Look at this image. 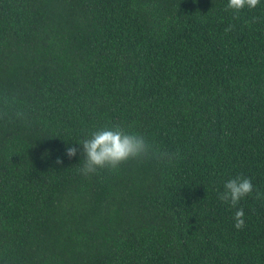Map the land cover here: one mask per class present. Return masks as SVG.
I'll return each mask as SVG.
<instances>
[{"label":"trees","instance_id":"trees-1","mask_svg":"<svg viewBox=\"0 0 264 264\" xmlns=\"http://www.w3.org/2000/svg\"><path fill=\"white\" fill-rule=\"evenodd\" d=\"M227 5L0 0V264H264V3ZM104 127L149 151L84 176Z\"/></svg>","mask_w":264,"mask_h":264},{"label":"clouds","instance_id":"clouds-1","mask_svg":"<svg viewBox=\"0 0 264 264\" xmlns=\"http://www.w3.org/2000/svg\"><path fill=\"white\" fill-rule=\"evenodd\" d=\"M264 0H228V8L240 12L245 7L255 8ZM82 149L83 160L80 172L84 176L95 174L105 167L117 168L125 161L139 158L149 151L146 139L138 134L128 133L120 128L104 127L91 132L90 137L81 143H76ZM76 146L66 147L65 154L69 158L76 157ZM223 191L218 193L220 200L235 207L243 198L253 193L254 185L247 177L229 178L223 185ZM244 210L237 209L234 214V226L240 229L244 226Z\"/></svg>","mask_w":264,"mask_h":264}]
</instances>
